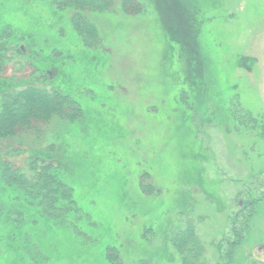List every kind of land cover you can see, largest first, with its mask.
Returning a JSON list of instances; mask_svg holds the SVG:
<instances>
[{
    "label": "rangeland",
    "instance_id": "1",
    "mask_svg": "<svg viewBox=\"0 0 264 264\" xmlns=\"http://www.w3.org/2000/svg\"><path fill=\"white\" fill-rule=\"evenodd\" d=\"M135 1L136 11L117 3L88 14L101 38L88 57L71 33L73 10L0 0V29L23 37L6 40L13 48L28 56L31 46L73 51L69 86L59 70L44 76L80 101L83 115L54 119L35 154L57 158L50 172L91 217L75 234L29 214L0 264H113L108 247L127 264H181L168 243L181 213L194 218L216 263L210 243L234 240L229 225L243 200L252 192L264 205V0ZM234 102L259 120L258 130L232 121ZM257 262L264 264V206L234 264Z\"/></svg>",
    "mask_w": 264,
    "mask_h": 264
},
{
    "label": "trees",
    "instance_id": "2",
    "mask_svg": "<svg viewBox=\"0 0 264 264\" xmlns=\"http://www.w3.org/2000/svg\"><path fill=\"white\" fill-rule=\"evenodd\" d=\"M117 3L124 9L133 11L139 5L135 0H53L58 13L73 10L70 18L71 33L88 57L101 44L97 26L88 14L108 12ZM1 7L0 4V14L3 15L4 9L1 10ZM9 37L14 44L22 36L14 29H0V252L4 250V253L8 247L7 240H16L17 230L26 223L29 214H37L67 229L72 228L75 234H80L82 228L91 223L90 215L73 200L71 188L55 173L52 175L50 172L52 167L59 169L57 158L47 160V156L35 154L41 141L38 139L41 135L39 133L54 119L74 122L83 115L82 103L75 100L69 91L54 85L55 80L48 83L44 76L49 68L59 70L62 76L58 78L63 82L62 85L69 86L70 80L64 75L71 72L74 56L69 54L70 50H62L63 48L43 49L38 46H31L32 52L36 53L28 56L26 48L16 49L7 43ZM24 38L28 40L25 35ZM44 54L49 57L43 61ZM9 67L20 72L29 69L30 74L28 77L9 75ZM65 88L69 90V87ZM234 103L230 109L232 121L238 127L258 130L259 120L251 112L244 111L239 103ZM261 133L264 136V123ZM52 148L53 146L49 149ZM253 178L256 179L257 176ZM26 192L42 203L38 205V210L29 205L32 199ZM241 195L243 190L239 193ZM255 197L250 192L248 198L241 205L238 204L239 210L229 225L230 235L234 240H213L210 243L218 256L216 263L208 257L206 244L198 234L194 218L179 214L180 219L177 226L171 229L168 243L181 264H234L238 249L250 235L259 208L264 206L263 196ZM42 209L44 214L55 215L53 220L44 215ZM107 252L113 264H127L118 254L112 257L115 255L114 248L108 247ZM258 263L262 264H255ZM131 264L155 263L140 259Z\"/></svg>",
    "mask_w": 264,
    "mask_h": 264
}]
</instances>
